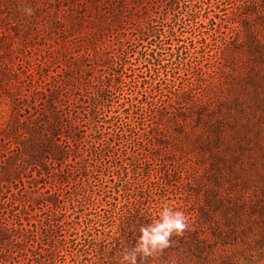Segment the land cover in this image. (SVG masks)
Masks as SVG:
<instances>
[{
    "label": "rangeland",
    "instance_id": "obj_1",
    "mask_svg": "<svg viewBox=\"0 0 264 264\" xmlns=\"http://www.w3.org/2000/svg\"><path fill=\"white\" fill-rule=\"evenodd\" d=\"M165 1L0 0V175L15 125L45 112L67 154L62 171L0 184V221L33 231L19 253L43 241L51 264H119L170 207L188 228L142 264H264V0ZM156 47L154 69L141 55ZM32 184L56 208L24 203Z\"/></svg>",
    "mask_w": 264,
    "mask_h": 264
},
{
    "label": "trees",
    "instance_id": "obj_2",
    "mask_svg": "<svg viewBox=\"0 0 264 264\" xmlns=\"http://www.w3.org/2000/svg\"><path fill=\"white\" fill-rule=\"evenodd\" d=\"M166 3V1H165ZM178 4L174 1L167 2L165 4V7L168 8L170 11L175 9ZM197 10H200V8L193 7L192 9H189L188 16H191L194 18L197 16ZM183 22V21H181ZM179 21L177 23L175 22L174 25L168 30L166 39L168 41L175 40L177 38L175 26H178ZM185 26V24H180L179 26ZM142 40L141 37L138 38V40ZM186 49L183 51H176L174 53L170 54V57H173L175 60H178L179 63L185 61V57L183 53ZM164 48L159 47L155 48V51L150 55H141L142 59L145 63H148L152 65V67L155 68H161V63L163 61V53ZM89 56H92L89 54ZM88 58V56H86ZM108 86V85H107ZM40 96H42V93H39ZM98 99L101 97L99 95H96ZM43 100V99H42ZM53 96L52 93L49 95V99H46L44 101L43 107L44 108H52L53 107ZM36 103V100L34 101ZM37 104L35 108L42 107L39 101L37 100ZM45 115L47 117H43V120L45 121V124L39 125L36 124V122L31 123V127H28V121H23L21 123H17L20 125H15L18 127V134L12 133L10 135V139L12 140L13 144L16 146L15 153L16 156H9L8 154L4 157V167L1 169L2 173L0 175V184L5 182L6 184L15 183L16 180H19V174L22 169L29 168L34 169V172H37V177H47L49 169H59V171L63 170V165L66 163V151L65 148L62 146V141L60 140V130H61V124H62V118L58 115H52V121L48 120L49 114L45 112ZM95 116L91 113H89V118L91 120H94ZM22 128V129H21ZM16 130V129H15ZM17 131V130H16ZM22 133H27L26 136H21ZM75 140L72 139L74 142H76V135L74 134ZM4 145L2 148V151L4 153ZM18 155L22 157L21 166L16 167L15 160L18 158ZM63 179L61 178V181H59L58 185L62 184ZM32 188H29L30 193L29 195L26 194L24 198L27 196V198L24 199V203L27 202L30 206H37V205H47L51 208H56L57 200L54 198V195L51 193L52 189L49 187L48 190L47 187L44 186L37 188V186H31ZM2 187L0 186V194L2 193ZM44 190V192L42 191ZM21 202V201H20ZM6 203L2 202L0 203V208L4 206ZM10 216L8 218H5L3 221H0V246L2 251V255H0V264H21V261H18V258L24 257L28 259V261H31L32 264H51L49 260H45L42 253L43 250H45L48 246L43 244V241H32L30 240V244L27 249L24 248L21 249V253H19L21 244L29 239V236L33 233V231L27 227V225H23L22 221L18 218L17 215H13L12 212H9ZM29 233H31L29 235ZM25 244V245H27ZM36 244V246H34ZM45 248V249H44ZM93 253L95 255H102L104 251L102 250L101 246L94 245L92 247ZM16 253L15 255H13ZM105 254V253H104ZM29 256V257H28ZM42 258L44 259L42 261Z\"/></svg>",
    "mask_w": 264,
    "mask_h": 264
},
{
    "label": "clouds",
    "instance_id": "obj_3",
    "mask_svg": "<svg viewBox=\"0 0 264 264\" xmlns=\"http://www.w3.org/2000/svg\"><path fill=\"white\" fill-rule=\"evenodd\" d=\"M187 228L183 212L163 208L154 221L139 227L134 246L122 251L119 264H142L147 258L168 249L172 238L181 235Z\"/></svg>",
    "mask_w": 264,
    "mask_h": 264
}]
</instances>
